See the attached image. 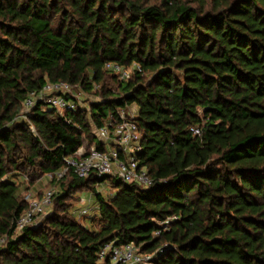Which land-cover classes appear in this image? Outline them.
<instances>
[{"label": "trees", "instance_id": "1", "mask_svg": "<svg viewBox=\"0 0 264 264\" xmlns=\"http://www.w3.org/2000/svg\"><path fill=\"white\" fill-rule=\"evenodd\" d=\"M112 62L142 72L121 81ZM47 80L99 85L100 99L90 116L38 103L19 119ZM133 104L153 185L69 172L67 192L116 189L96 192L92 226L65 190L45 221L15 232L25 168L54 173L80 147L102 148L92 123ZM2 237L0 264H103L108 242L154 264H264V0H0Z\"/></svg>", "mask_w": 264, "mask_h": 264}, {"label": "built area", "instance_id": "2", "mask_svg": "<svg viewBox=\"0 0 264 264\" xmlns=\"http://www.w3.org/2000/svg\"><path fill=\"white\" fill-rule=\"evenodd\" d=\"M105 67L116 72L121 81H127L135 71L142 72V67L136 62L128 67L112 62L107 63ZM74 89L75 86L66 81L47 80L40 89L29 93L18 118L28 120V113L38 103L55 109L60 116L76 111L82 106L74 99L78 96L74 93ZM136 118L137 114L130 107L117 108L114 113L108 115L105 124L96 129L95 133L103 143L102 148L89 146L86 149L82 146L74 155L64 159L61 169L51 173L56 179L64 178L69 172L81 179L91 175H96L98 178L112 177L128 184L136 183L143 188H149L154 181L147 169L139 165L137 154L142 149V133L138 128ZM31 129L34 130L33 125ZM191 130L195 134L201 133L198 127L191 128ZM54 194L55 189L46 191L40 197L25 194L24 200L27 202V207L16 220L15 232L41 223L45 210L53 203ZM87 212L88 210L84 209L81 215ZM160 224L164 223L160 222ZM156 234H160V230H157ZM4 241L5 237H2L0 244ZM99 260L103 264H154L152 255L142 253L140 247L133 243L118 245L114 242L105 243L101 247Z\"/></svg>", "mask_w": 264, "mask_h": 264}, {"label": "rangeland", "instance_id": "3", "mask_svg": "<svg viewBox=\"0 0 264 264\" xmlns=\"http://www.w3.org/2000/svg\"><path fill=\"white\" fill-rule=\"evenodd\" d=\"M108 87L116 88V81L107 80ZM101 86L98 85L96 90L93 92L100 91ZM88 92L82 88L75 87L74 93L78 96L74 97L76 101L80 103V105L86 109L87 116H90V103L97 101L100 99V95L97 93ZM72 95V94H70ZM130 108L134 111L135 114L138 113V109L136 105H130ZM92 132L95 133L97 127L92 123ZM96 134V133H95ZM88 141H85V144ZM89 146H85L87 149ZM20 180H23V186L21 190V197L24 198V195L29 193L33 197H40L46 191L50 189H55V194L53 196V203L50 207L45 210V214L42 216V221L51 214V212L58 206L56 197L61 192L66 190L69 191V179H56L53 173H43L40 169L36 168H25L23 171V176L20 177ZM116 189L113 187V184L109 182L107 179L101 181L99 184H95V191L90 188H83L82 191L76 192L72 190L71 192H67V197L63 201V203L72 211L73 216H75L78 220H80L83 224L85 223L88 226H92L93 217L98 216V202L96 199V192L101 193L104 197H109L115 193ZM78 195V197H77ZM80 199V201H79ZM87 209L88 212L84 215H81L82 211Z\"/></svg>", "mask_w": 264, "mask_h": 264}, {"label": "crops", "instance_id": "4", "mask_svg": "<svg viewBox=\"0 0 264 264\" xmlns=\"http://www.w3.org/2000/svg\"><path fill=\"white\" fill-rule=\"evenodd\" d=\"M97 136V135H96ZM98 137V136H97ZM98 139L101 141V139L98 137ZM83 147H85V146H83Z\"/></svg>", "mask_w": 264, "mask_h": 264}]
</instances>
